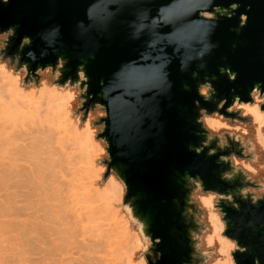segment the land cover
I'll list each match as a JSON object with an SVG mask.
<instances>
[{"label":"water","instance_id":"95a60500","mask_svg":"<svg viewBox=\"0 0 264 264\" xmlns=\"http://www.w3.org/2000/svg\"><path fill=\"white\" fill-rule=\"evenodd\" d=\"M7 2L0 0V34L20 25L19 36H9L5 48L19 67L29 47L20 40L23 36L31 38L37 53L33 70L51 64L54 72H63L58 56L70 61V71L59 78L61 85L69 76L73 84L79 81L76 70L84 65L89 77L85 106L100 105L106 112L104 135L113 154L109 172L126 178L125 205L153 240L160 239L148 255L149 264L154 260L155 264H201L195 248L200 225L194 217L198 211L193 193L199 187L223 193L220 186L233 188L235 183L219 179L220 171H233L229 161L217 165L216 160L225 156L222 151L207 157L209 149H216L215 141H208L199 155L188 150L189 144L206 139L197 135L199 126L194 123L198 115L194 102L200 99L196 88L216 77L212 82L221 99L231 101L235 88L247 100L252 84L264 82V0H240L231 19L228 9L234 0H213L211 7L209 0ZM216 10L225 14L214 16ZM241 13L247 14L248 23L237 35L233 29ZM211 43L219 47L209 55ZM53 52L56 55H48ZM221 67L238 74L235 83L220 75ZM31 68L28 77H36ZM193 73L198 75L193 78ZM170 81L173 87L168 91ZM199 107L232 120L240 115L228 113L227 104L201 101ZM149 153L151 159H145ZM132 160L136 163H129ZM195 177L203 178V184ZM228 215L232 227L225 235L239 233L240 243L248 247L244 258L237 255L238 264H254L257 257L264 264V211Z\"/></svg>","mask_w":264,"mask_h":264},{"label":"rangeland","instance_id":"374dc122","mask_svg":"<svg viewBox=\"0 0 264 264\" xmlns=\"http://www.w3.org/2000/svg\"><path fill=\"white\" fill-rule=\"evenodd\" d=\"M8 38L0 35V57L9 61V68L18 69L17 60L5 53ZM14 78L0 73V243L10 249L6 254L16 259L14 264H91V258H101L102 264H134L140 246L138 221L130 208L121 207L120 179L113 171L100 173L91 141L60 100L51 98V85L60 81L47 72L26 77L23 84ZM30 81H35L31 90L24 87ZM82 111H92L93 117L103 113L101 123L106 118L100 105ZM232 121L239 122L235 126L241 131L229 138L244 148L242 140L264 137V128L251 117ZM257 152L260 159L253 167L258 172L247 176L254 182L264 181V151L257 146ZM250 158L251 153L241 160ZM200 195L197 189L192 197L200 225L196 240L207 227ZM95 243L93 249L86 247Z\"/></svg>","mask_w":264,"mask_h":264},{"label":"clouds","instance_id":"9594fccd","mask_svg":"<svg viewBox=\"0 0 264 264\" xmlns=\"http://www.w3.org/2000/svg\"><path fill=\"white\" fill-rule=\"evenodd\" d=\"M213 0H209V6L211 7ZM4 5H8L7 0H4ZM240 8V0H234L230 4L228 10L232 11L231 19L235 13ZM250 10V9H249ZM211 16V13H209ZM248 23V16L246 13H241L239 17V25L236 26L233 31L239 35L241 29H243ZM56 29H60V25L57 24ZM19 24H13L8 27L6 33L0 35L18 37L19 36ZM24 43L29 44V47L25 48L27 51H23L22 56L25 63L21 64L17 69L15 65L12 68H9V61L5 60L3 57H0V73L8 72L9 74L14 75L15 79L21 84L24 83L26 77L30 76L31 73L29 69L32 64H36L38 59L36 50L31 46V38L28 36L20 37ZM2 47V45H0ZM219 47L218 43H211L209 47V55ZM56 55L55 52L49 53L48 55ZM39 58H44L43 54ZM58 60H62L63 63L60 65L63 67V72L52 73V65L49 64L46 67H39L31 71L36 75L43 76L44 73L52 74L55 80H59L60 76L65 75L66 71H70L69 64L70 61L66 60L64 57H59ZM19 63V61H17ZM207 67V64L200 65V69L203 70ZM186 69L182 68L181 71ZM84 65H79L76 70V75L80 77V80L75 84L72 83V77L69 76L67 83L62 87L59 84H52L51 87L55 88L60 97V103L64 105V108L71 118L74 125L79 126L81 132L85 134L91 141L95 153L93 157V162L95 166L99 169L100 173L103 174L109 171L108 163L112 162L113 154L110 151L111 145L105 133V125L100 122L99 117L103 113L98 114L96 117L92 116V111H88V114L85 115V111H82L85 106L84 96L88 91L89 83L86 81L89 80V77L85 76ZM221 76H226L228 80L232 83H235L237 80V73L234 72L230 67H221L219 69ZM198 74L193 73V78ZM216 79H205L202 82L197 84V95L200 99H197L194 102V106L198 111V115L195 119V124L198 125L197 135L199 137H205V141L199 145L189 144L188 150L190 152H195L197 155L204 152L205 147H207V142L214 140L216 142V149H209L207 152V157H212L214 151H222L228 145V138L234 137L236 133L241 131V128L236 127L235 125L239 123L238 121H232L230 118L224 116L220 112H208L207 109L199 107L201 101L204 104L207 103H218L220 107H224L225 104L228 105L226 111L228 113L237 112L243 117H251L252 123L258 125L260 128H264V82L256 81L252 84L250 90L248 91V99H243L239 94H236V89H231L233 96L231 101L228 97L220 98L219 92L212 80ZM44 82V81H42ZM84 82V87H80V83ZM35 85V81H30L28 84H25L24 87L31 90ZM173 87L172 81L169 82L168 91H171ZM161 131L163 130V124H161ZM242 143L245 145L244 155L247 157L251 153V158L248 160H241L235 155L231 156H220L216 163L220 164V160H227L230 162V165L234 172L242 173L245 176H248L250 173L252 175L257 174L258 170L253 167V165L259 162L260 156L257 152V146L260 151H264V137L256 138L255 142L252 139L242 140ZM145 159H151V154L149 153ZM129 163H136L135 160L130 161ZM115 167V165H113ZM127 165H125V168ZM261 169H264V165L260 166ZM192 176L187 177L188 180H191ZM196 178V177H195ZM100 179L103 180V175L100 176ZM108 179H112V176L109 175ZM219 179L226 183H231L229 172L220 171ZM203 184V178L197 179ZM126 178L120 179L118 183L121 185V207L122 209L127 208L123 204V194L127 192L128 184L125 182ZM107 183V181H104ZM260 185L259 189H241L240 192H236L235 189L227 190L221 193L218 190L209 189L207 191L201 187L202 195L199 196V203L201 209L204 212L202 219L206 221L207 227L203 229V234L199 235L195 248L202 253L203 264H238L237 255L241 258H244L248 253L247 245H242L239 240V233L235 235H224V233H229L230 228L232 227L231 221L228 215V212L225 211L224 207L220 206V200L224 199H233L236 201H243L245 203L253 204L258 200H264V195L257 196L255 192L257 190L264 192V181H257ZM251 196L249 200L248 197ZM234 207L237 211L240 210V204L235 203ZM130 211V209H128ZM183 215V212L181 213ZM249 226L251 222H249ZM136 235L140 240V246L137 248V255L134 260V264H149L148 255L153 249L154 244H159L160 239L157 237L153 240V236L147 234L144 231V224L136 222ZM191 239V237H189ZM235 254V255H234ZM131 264V262H130ZM155 264V260L153 261ZM254 264H260V258H255Z\"/></svg>","mask_w":264,"mask_h":264},{"label":"flooded vegetation","instance_id":"af4514ba","mask_svg":"<svg viewBox=\"0 0 264 264\" xmlns=\"http://www.w3.org/2000/svg\"><path fill=\"white\" fill-rule=\"evenodd\" d=\"M223 14H225V13L221 12L219 10H216L214 16L223 15ZM238 118H241V116L239 115ZM244 149H245L244 146L238 140L228 138V145L225 149L222 150V153L225 156L235 155L241 159V158L246 157L244 155V152H245ZM213 154H214V152H213ZM222 161H227V160H222ZM229 176H230L231 181L235 183V186L232 188V187H225L224 185H222L219 188H221V190H223V192H225L227 190H231V189H235L236 192H240L241 189H244V190L259 189V187H260V185L257 182H254L253 180H251L249 177L243 175L242 173H237V172L232 171L229 173ZM198 190L201 191V187H199ZM258 192H260V191L257 190L255 192V195H257V196L264 195V192L260 195L257 194ZM248 199L250 200L251 196H249ZM235 203H239L240 204V210L244 211V212L252 213L254 210H257V209L264 211V200H258L253 204H250V202L245 203L243 201H236L234 197H233V199L220 200V206L221 207H224L225 205H227L225 207V211H227L228 214L237 212L236 208L234 207ZM194 217L197 218L198 215L194 213ZM224 235H225V233H224ZM197 259L202 260L201 255H197Z\"/></svg>","mask_w":264,"mask_h":264},{"label":"bare ground","instance_id":"6f19581e","mask_svg":"<svg viewBox=\"0 0 264 264\" xmlns=\"http://www.w3.org/2000/svg\"><path fill=\"white\" fill-rule=\"evenodd\" d=\"M14 82L15 83H18V81L14 78ZM52 93H54V95L52 96L51 95V98H56V99H59L60 100V97H59V94H58V92H57V90L55 89L54 91H52ZM77 200V199H76ZM75 200V201H76ZM72 201H74V200H72ZM73 203V202H72ZM78 203V202H77ZM75 205V204H74ZM73 205V206H74ZM72 206V207H73ZM79 206V205H78ZM74 208V207H73ZM72 208V209H73ZM76 210V208H74L73 210H72V212H74ZM77 211H75L74 213H73V216L75 217H73V219L74 220H77L78 218L75 216V215H77V213H76ZM75 214V215H74ZM79 214V213H78ZM79 216H80V214H79ZM75 223V222H74ZM75 227H77V225H74ZM98 243H95L94 245H88V246H86V247H89L90 249H93L96 245H97ZM100 245V244H99ZM103 245V244H102ZM102 245H100V246H102ZM75 248H77V246L75 247ZM10 249H7L6 248V246H2V244L0 243V264H14L15 262H16V259H14L13 258V256H11V255H9V254H6V252L7 251H9ZM15 255V254H14ZM10 258H12V260L10 261L9 259ZM90 262H91V264H102V259L101 258H99V259H96V258H91V260H90Z\"/></svg>","mask_w":264,"mask_h":264}]
</instances>
